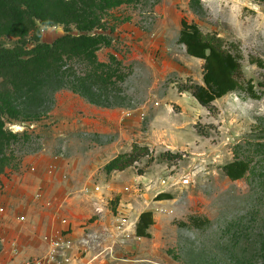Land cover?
I'll return each mask as SVG.
<instances>
[{
    "label": "rangeland",
    "instance_id": "obj_1",
    "mask_svg": "<svg viewBox=\"0 0 264 264\" xmlns=\"http://www.w3.org/2000/svg\"><path fill=\"white\" fill-rule=\"evenodd\" d=\"M18 1L64 13L65 24L36 21L40 43L94 39L0 92V264L57 243L62 264H264V0ZM182 19L239 47L241 89L212 109L181 90L204 84ZM31 38L22 12L3 7L0 42ZM135 146L148 155L110 168ZM236 159L250 170L232 181L223 167ZM145 211L149 239L136 236Z\"/></svg>",
    "mask_w": 264,
    "mask_h": 264
},
{
    "label": "trees",
    "instance_id": "obj_2",
    "mask_svg": "<svg viewBox=\"0 0 264 264\" xmlns=\"http://www.w3.org/2000/svg\"><path fill=\"white\" fill-rule=\"evenodd\" d=\"M3 7L15 8L22 12L23 26L27 32H32L33 47L30 48L26 40L13 48H7L0 42V92L6 89L12 80L33 75L41 64H52L64 57L70 60L79 57L78 50L94 39L91 36L66 34L51 45L40 43L41 31L36 21L44 26L65 24L64 13L50 7H46L44 11L22 9L18 0H0V14ZM179 43L185 46L189 56L204 61V84L185 85L181 89L182 92H190L201 106L212 109L215 101L241 89L238 77L243 69L239 47L235 43H227L218 34L204 33L197 24L189 23L185 19L181 21ZM254 62L264 68L262 60ZM248 92L252 98H257L253 89H248ZM1 126L4 128V123H1ZM148 153L147 147L135 146L131 155L118 157L110 168L124 171ZM167 156L172 155L167 153ZM5 169L6 165L0 164V178ZM223 170L230 180L237 181L249 172L250 164L246 160L236 159L226 164ZM170 199H172L170 194H160L157 197L160 201ZM154 223L151 211L141 213L136 224V236L151 238L150 228ZM192 224L201 226V222L196 218L192 219Z\"/></svg>",
    "mask_w": 264,
    "mask_h": 264
},
{
    "label": "built area",
    "instance_id": "obj_3",
    "mask_svg": "<svg viewBox=\"0 0 264 264\" xmlns=\"http://www.w3.org/2000/svg\"><path fill=\"white\" fill-rule=\"evenodd\" d=\"M183 184H189V181L188 180H184L183 181ZM4 207L0 205V213L4 211ZM65 222V221H64ZM63 238L61 237V240ZM65 243V242H64ZM61 244L60 243H57L56 244V249L53 253H51L49 256H46L44 258H35L33 260H30L28 261L27 263L25 264H62L63 262H67L69 261L68 259H60V255L59 254V250L57 248H59ZM68 245V244H67ZM69 246V245H68ZM58 250V251H57Z\"/></svg>",
    "mask_w": 264,
    "mask_h": 264
},
{
    "label": "crops",
    "instance_id": "obj_4",
    "mask_svg": "<svg viewBox=\"0 0 264 264\" xmlns=\"http://www.w3.org/2000/svg\"><path fill=\"white\" fill-rule=\"evenodd\" d=\"M1 205V204H0ZM2 206V205H1ZM60 230H62V229H60ZM59 229H58V231H60ZM9 264H13V261L11 262V263H9Z\"/></svg>",
    "mask_w": 264,
    "mask_h": 264
}]
</instances>
